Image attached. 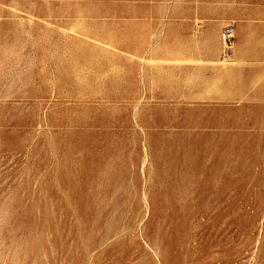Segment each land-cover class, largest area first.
I'll list each match as a JSON object with an SVG mask.
<instances>
[{"label": "rangeland", "instance_id": "1", "mask_svg": "<svg viewBox=\"0 0 264 264\" xmlns=\"http://www.w3.org/2000/svg\"><path fill=\"white\" fill-rule=\"evenodd\" d=\"M241 41L264 0H0V264H264Z\"/></svg>", "mask_w": 264, "mask_h": 264}, {"label": "crops", "instance_id": "2", "mask_svg": "<svg viewBox=\"0 0 264 264\" xmlns=\"http://www.w3.org/2000/svg\"><path fill=\"white\" fill-rule=\"evenodd\" d=\"M243 24L240 23V33L243 34L242 31ZM243 41L240 42V59L244 62V64H241L237 68L238 73H244L246 76L249 74L252 76V79L248 81L245 85L251 86L254 84V88L261 91V93H264V82L263 80L260 81V76L262 72L264 71V58L259 52V50L255 49L254 55L251 56L250 60L248 58L247 52L243 49L242 45ZM220 59V55L218 56ZM210 59H213L212 62H217L216 58H207V74H208V80L211 78H218V79H224L228 76V66H223L221 64L211 65L212 63ZM249 59V60H248ZM228 88V87H227ZM227 92V91H226Z\"/></svg>", "mask_w": 264, "mask_h": 264}]
</instances>
